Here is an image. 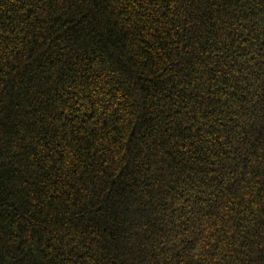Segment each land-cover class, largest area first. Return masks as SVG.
Masks as SVG:
<instances>
[{"label":"trees","instance_id":"1","mask_svg":"<svg viewBox=\"0 0 264 264\" xmlns=\"http://www.w3.org/2000/svg\"><path fill=\"white\" fill-rule=\"evenodd\" d=\"M0 264H264V0H0Z\"/></svg>","mask_w":264,"mask_h":264}]
</instances>
